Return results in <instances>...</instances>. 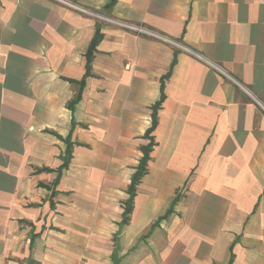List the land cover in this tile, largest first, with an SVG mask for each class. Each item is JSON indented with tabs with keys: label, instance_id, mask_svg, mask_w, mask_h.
Listing matches in <instances>:
<instances>
[{
	"label": "crops",
	"instance_id": "1",
	"mask_svg": "<svg viewBox=\"0 0 264 264\" xmlns=\"http://www.w3.org/2000/svg\"><path fill=\"white\" fill-rule=\"evenodd\" d=\"M70 1L191 51L0 0V264H264V0Z\"/></svg>",
	"mask_w": 264,
	"mask_h": 264
},
{
	"label": "built area",
	"instance_id": "2",
	"mask_svg": "<svg viewBox=\"0 0 264 264\" xmlns=\"http://www.w3.org/2000/svg\"><path fill=\"white\" fill-rule=\"evenodd\" d=\"M57 1L63 3L64 5H67V6L71 7V8H73V9H76V10H78L80 12H83L85 14L93 16V17L99 19L100 21L107 22V23L122 27L124 29L133 31V32H135L138 35H146V36H149L151 38H154V39H157V40H160V41H163V42L170 43V44L175 45L176 47L181 48L183 50L191 51L190 48H188L186 45L182 44L181 42L176 41L172 37H170V36H168V35H166V34H164L162 32H159L158 30L149 28V27H147L144 24H137V23H133V22H130V21H127V20H123L121 18L112 17V16H109V15L103 14V13H101L99 11H96V10H93L91 8H88L86 6H83L81 4L72 2L70 0H57ZM195 54L199 58L205 59L204 56H202L201 54L196 53V52H195ZM205 61L210 63V65H212V66H214V67H216L218 69H221L214 62H212L210 60H207V59H205Z\"/></svg>",
	"mask_w": 264,
	"mask_h": 264
},
{
	"label": "trees",
	"instance_id": "3",
	"mask_svg": "<svg viewBox=\"0 0 264 264\" xmlns=\"http://www.w3.org/2000/svg\"><path fill=\"white\" fill-rule=\"evenodd\" d=\"M150 147H151V144L144 147V157L142 158V160H141V162H140V164L138 166V169H137V171H136V173L134 175L131 187L129 189L130 199L128 200L125 214H128L131 211L132 201H133V197H134V193H135L136 184L138 183V181L142 177V175L145 173L147 161L149 159Z\"/></svg>",
	"mask_w": 264,
	"mask_h": 264
}]
</instances>
